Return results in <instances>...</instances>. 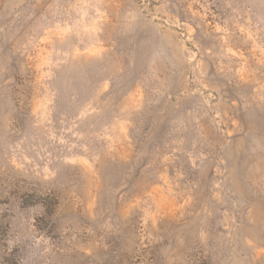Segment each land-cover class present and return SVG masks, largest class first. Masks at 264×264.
<instances>
[{"label":"rangeland","instance_id":"rangeland-1","mask_svg":"<svg viewBox=\"0 0 264 264\" xmlns=\"http://www.w3.org/2000/svg\"><path fill=\"white\" fill-rule=\"evenodd\" d=\"M0 264H264V0H0Z\"/></svg>","mask_w":264,"mask_h":264}]
</instances>
